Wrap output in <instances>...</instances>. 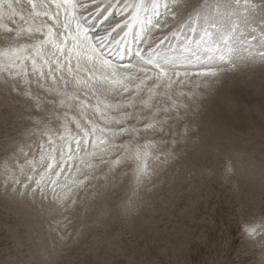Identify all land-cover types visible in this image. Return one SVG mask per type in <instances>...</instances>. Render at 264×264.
Here are the masks:
<instances>
[{"label":"rangeland","instance_id":"1","mask_svg":"<svg viewBox=\"0 0 264 264\" xmlns=\"http://www.w3.org/2000/svg\"><path fill=\"white\" fill-rule=\"evenodd\" d=\"M165 2L158 14L147 13L143 24L131 19L130 9L122 11L125 0H119V5L117 0H99V16H95L97 5L84 0L88 4L84 14L92 12L94 22L104 19L94 33L102 37L110 33L119 45L127 36L124 34L131 32L134 50L124 63H134L136 51L157 37L170 36L183 19V13L175 22L166 17ZM207 3L209 0H189L188 10ZM232 4L235 8L248 5L251 15L264 14V0H232ZM149 16L154 21L149 23ZM164 19H170L167 29L161 25ZM248 20L250 26H259L264 18ZM129 22L137 30H126ZM3 23L16 27L7 19ZM114 24L119 27H111ZM141 27L142 42L138 38ZM184 32L187 30L182 36ZM171 42L178 45L180 41L172 37ZM5 43L1 40L0 46ZM169 44L165 42L162 48ZM4 80H0V163L16 151L14 141L27 150L37 140L36 136L18 134L33 127L30 116L47 122L51 108L45 103L46 114L39 113L31 100L12 91L11 81L6 84ZM17 83L23 91L24 86ZM31 91L47 95L36 84L31 85ZM182 100L189 105V115L174 129L178 141L174 158L164 164L153 163L152 179L135 195L132 183L123 188L120 182L117 187L112 182L110 187L114 179H93L79 190L69 213H61L50 198L43 200L38 193L35 197L21 195L25 191L22 185L14 190L0 182V264H264V230L258 228V234L249 238L241 228L244 223L264 224V63H241L202 98L195 99L197 102L187 97ZM58 123L53 121L52 126ZM185 123L189 132L182 137ZM170 147L164 145V150ZM132 166L127 163L122 168ZM105 169L102 165L96 175ZM82 198H86L87 207L91 206L88 202L99 205L94 212L87 211L94 213L93 217H84L85 207L79 204ZM56 221L62 223L58 226Z\"/></svg>","mask_w":264,"mask_h":264},{"label":"snow or ice","instance_id":"2","mask_svg":"<svg viewBox=\"0 0 264 264\" xmlns=\"http://www.w3.org/2000/svg\"><path fill=\"white\" fill-rule=\"evenodd\" d=\"M91 3L97 5L95 16L102 15L99 0ZM159 8V0H125L122 11L130 9L131 19L143 24L145 15L158 14ZM232 8V0H209L189 11V0H166V17L176 20L184 14L170 33L179 44L162 51L161 45L169 39L164 35L159 43H146L145 49L136 51L134 63H123V52L106 51V37L92 31L93 13L84 14L88 10L84 0H27L26 4L0 0V28L14 33L5 35L6 43L0 46V80L6 74L4 82L11 81L12 91L31 100L37 110L43 111L45 103L51 105L47 122L29 117L33 127L18 135L37 140L27 150L14 141L16 151L0 163V182L14 190L22 185L21 195L50 198L64 213L77 203L79 190L88 182L107 180L131 163L135 195L152 179L153 163L174 158L178 143L174 129L189 115L182 98L193 102L202 98L241 63H264V21L259 27L242 24ZM5 19L16 27L8 28ZM147 19L150 23L151 17ZM185 29L189 34L182 36ZM33 84L47 95H34ZM53 121L59 122L57 127ZM188 132L185 123L182 137ZM168 144L171 147L164 150ZM102 165L107 171L96 175ZM61 223L56 221L58 226ZM241 228L254 238L264 224L244 223Z\"/></svg>","mask_w":264,"mask_h":264},{"label":"bare ground","instance_id":"3","mask_svg":"<svg viewBox=\"0 0 264 264\" xmlns=\"http://www.w3.org/2000/svg\"><path fill=\"white\" fill-rule=\"evenodd\" d=\"M88 1V0H87ZM164 0H162L161 2H159L160 3V8H161V5H162V2H163ZM166 1V0H165ZM250 2L252 1V0H249ZM107 2V1H106ZM110 2V1H109ZM247 2V1H246ZM257 3V2H256ZM248 4V3H247ZM191 5V4H190ZM248 5H250V4H248ZM248 5L246 6V5H243V6H240V7H237V8H235L236 6H234L233 8H232V11L234 12V14H235V17L236 18H238L239 19V21L243 24L244 22H247V20H248V15L250 16L249 18H250V20H248V21H251V20H253L254 22L255 21H258L259 19H263L264 18V14H262L261 16H259V15H256V14H250V11H249V8H248ZM251 6V5H250ZM249 6V7H250ZM95 8V7H94ZM160 8H159V10H160ZM112 15V14H111ZM252 16V17H251ZM183 17V16H182ZM147 18V17H146ZM165 18V17H164ZM153 19V21H154V18H152L151 17V20ZM171 19V18H170ZM170 19H164V23H162L161 25H162V27H163V25L164 24H168V22H169V20ZM181 19V18H180ZM6 20V19H5ZM16 20L19 22V18L17 17L16 18ZM104 20V19H103ZM103 20H101L99 23L98 22H94V19H89V23L91 24V25H93V28H92V31H94V30H99V27H100V24H101V22H103ZM172 20V19H171ZM174 21V20H173ZM173 21H171V22H173ZM177 21V20H176ZM175 22V21H174ZM173 22V23H174ZM21 23H23L22 21H21ZM256 24V23H255ZM258 24V23H257ZM128 25H130V27L128 26ZM116 25L114 24L113 26H111V27H115ZM259 26H261V24L259 25ZM259 26H256V27H259ZM147 27V24H144V30L146 31V28ZM164 28V27H163ZM4 30V28H0V41L1 40H4L3 39V37L5 36V35H8V36H11V35H14V33H6V32H4L3 30ZM106 29V28H105ZM133 29H135V30H137V26H135V25H133L132 24V22H129L128 24H127V28H126V30H133ZM160 29H161V27H160ZM164 29H167V28H164ZM112 30V29H111ZM142 27H141V29H139V32H138V38H139V40H140V38H141V34H142ZM162 30V29H161ZM157 32H159V31H154L153 32V34H156ZM168 32V31H167ZM99 34V33H98ZM159 34V33H158ZM184 34H187V32H184ZM127 35V36H126ZM165 35H167V34H165ZM124 36H126V38H125V40L120 44V47L123 49V48H125L124 49V53H125V55H127L128 54V52L130 53V48L132 47V45H133V43H134V40H133V38H132V35H131V32H128V33H125L124 34ZM169 36V35H168ZM163 37H164V35H163ZM172 38V36L170 35L169 36V39L167 40V41H170V44L169 45H173V43L171 42V38ZM158 38V40H154V42H153V44H157V42H159V40L161 39L160 37H157ZM117 40V38H114V39H111V38H109L108 40H106V41H104V42H106V47L107 46H109V47H107V48H112V47H116L115 46V44L116 43H114L113 45L111 44V43H113V42H115ZM150 41H152L151 39H150ZM167 41H165V42H167ZM135 43H136V41H135ZM165 44V43H164ZM5 45V44H4ZM168 45V46H169ZM162 46L163 45H161V50L162 51H164V50H166V48H168V46L167 47H165V48H162ZM108 50V49H107ZM131 50H132V48H131ZM257 61H259V60H256L255 61V63L257 62ZM254 63V62H252V61H249V63ZM260 62V61H259ZM247 63V62H246ZM262 71V70H261ZM254 73V72H253ZM242 76V75H241ZM250 78V77H249ZM260 82V81H259ZM262 84V83H261ZM263 85V84H262ZM8 87V86H7ZM2 88H4V89H6V87H2ZM43 90V89H42ZM199 101V100H198ZM194 102H197V101H194ZM198 104V103H197ZM198 106V105H197ZM43 108H44V106H43ZM231 108V107H230ZM232 111V110H231ZM45 112V109L43 110V111H41V110H39V113H44ZM29 113V112H28ZM27 113V114H28ZM38 113V114H39ZM45 114H46V112H45ZM44 114H42L41 116H43ZM43 117H45V116H43ZM28 121H30V120H28ZM33 125V124H32ZM55 125H57L56 123H55ZM173 165V164H172ZM171 165V166H172ZM168 167H169V165H168ZM133 168V166L132 167H130V168H128V167H125V168H122V169H120L119 171H118V173L117 174H114V176L113 175H109L108 176V178L109 179H114L115 181H111L110 183H109V186L111 187L112 186V182H115L114 184H113V186L114 187H117L118 185H119V182L124 186L123 188H125L127 185H128V183H132V185H133V175H132V171H131V169ZM107 171V168L105 169V170H102L100 173H98L99 175H101V173H103V172H106ZM121 171H124V172H126L127 173V175H123V176H121ZM117 177H118V179H117ZM133 187H134V185H133ZM88 203H90L91 204V206L90 207H87V204H86V198H82L81 199V201L79 202V204H81L83 207H85L84 209H85V215H84V217H86L87 215H89L90 213H88L87 211H95L97 208H98V206L99 205H95V204H92V202H88ZM85 205V206H84ZM101 207V206H100ZM102 209V208H101ZM128 209H130V208H128ZM75 210H77V211H81L80 209H75ZM73 211V210H72ZM68 212V211H67ZM69 213V212H68ZM72 213V212H71ZM70 213V214H71ZM69 214V215H70ZM72 214H74V213H72ZM67 215V214H66ZM75 215V214H74ZM91 216L93 217L94 216V213H92V214H90V218H91ZM107 215L105 214L104 215V217H106ZM80 219H82V218H79V220ZM93 219V218H92ZM111 219H113V218H111ZM110 219V220H111ZM66 221V220H65ZM95 222V221H94Z\"/></svg>","mask_w":264,"mask_h":264}]
</instances>
